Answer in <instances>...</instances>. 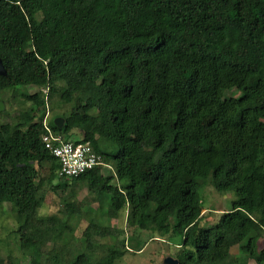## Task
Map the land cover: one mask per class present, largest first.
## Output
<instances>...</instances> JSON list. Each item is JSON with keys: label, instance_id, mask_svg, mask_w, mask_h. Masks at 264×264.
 Listing matches in <instances>:
<instances>
[{"label": "trees", "instance_id": "1", "mask_svg": "<svg viewBox=\"0 0 264 264\" xmlns=\"http://www.w3.org/2000/svg\"><path fill=\"white\" fill-rule=\"evenodd\" d=\"M0 59V93L37 88L0 120V209L15 208L26 264H115L129 237L97 220L124 210L129 229L179 241V264H264V0H0ZM47 129L113 174L61 178ZM206 184L233 195L213 224ZM48 192L59 214H41Z\"/></svg>", "mask_w": 264, "mask_h": 264}, {"label": "rangeland", "instance_id": "2", "mask_svg": "<svg viewBox=\"0 0 264 264\" xmlns=\"http://www.w3.org/2000/svg\"><path fill=\"white\" fill-rule=\"evenodd\" d=\"M35 91H37V88L34 86L24 88L17 93L16 97L12 91L1 92L0 100H2L5 104V110L2 112L4 115L0 118L1 122H12L17 112L28 106V103L22 98L21 94H28ZM228 96L230 97L231 93L227 92L226 97ZM68 109L69 106H65L62 109L55 108L53 110L50 108V111L48 110L47 120L49 121L55 114L65 113ZM102 173L105 176L112 175L113 170L110 167H104ZM202 194L205 202L203 214L205 216V221L208 224L216 222L220 213L228 212L232 207L231 202L233 200V195L230 193H218L212 188V186L206 184L203 186ZM78 201H84V207L89 212H94L98 207L97 202L91 201V195L88 193L86 188L79 191ZM62 207L63 203L61 196L48 192L41 214L44 216L56 215L59 214ZM87 217L88 216H85L84 214L83 216H77L76 221L74 222L75 226L78 228L76 231V243L79 246L83 243L81 234L87 226ZM252 217L258 222H263L264 220L260 212L253 213ZM126 218L127 210H124L121 212L118 219L101 218L97 220V223L104 226L125 229L127 241L129 237V241L127 243L128 252L115 264H163V260L167 256L176 258V243L179 241L176 242V240L169 239L168 237H153L155 234L148 231H133L127 227ZM16 228L17 221L15 218V208L11 204L5 203L2 209H0V256L7 262L13 261L16 263L26 264L29 262V257L22 253L19 249V236L13 234V231ZM103 242L110 244L113 241L106 239L103 240ZM144 242L147 243L144 244ZM138 243H141V251L137 252L131 249L133 245ZM250 264H254V262L251 261Z\"/></svg>", "mask_w": 264, "mask_h": 264}, {"label": "built area", "instance_id": "3", "mask_svg": "<svg viewBox=\"0 0 264 264\" xmlns=\"http://www.w3.org/2000/svg\"><path fill=\"white\" fill-rule=\"evenodd\" d=\"M44 125L47 127V119ZM42 140L46 148L59 160L61 178L74 179L99 166L108 167L103 163L102 156L97 154L89 143L76 144L66 141L49 129Z\"/></svg>", "mask_w": 264, "mask_h": 264}, {"label": "water", "instance_id": "4", "mask_svg": "<svg viewBox=\"0 0 264 264\" xmlns=\"http://www.w3.org/2000/svg\"><path fill=\"white\" fill-rule=\"evenodd\" d=\"M0 75L1 76L7 75V72L5 70V67L1 59H0ZM4 110H5V104L2 100H0V113H2ZM55 122L59 127H62L64 124V120L62 118H57ZM163 264H179V260L177 258H173L172 256H167L163 260Z\"/></svg>", "mask_w": 264, "mask_h": 264}]
</instances>
